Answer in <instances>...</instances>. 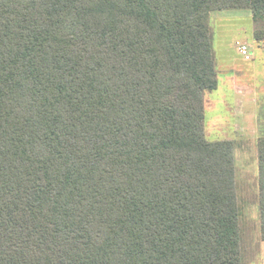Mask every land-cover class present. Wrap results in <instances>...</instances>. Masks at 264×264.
<instances>
[{
	"label": "trees",
	"instance_id": "16d2710c",
	"mask_svg": "<svg viewBox=\"0 0 264 264\" xmlns=\"http://www.w3.org/2000/svg\"><path fill=\"white\" fill-rule=\"evenodd\" d=\"M228 10L264 21V0H0V264H246L235 146L206 137Z\"/></svg>",
	"mask_w": 264,
	"mask_h": 264
},
{
	"label": "rangeland",
	"instance_id": "374dc122",
	"mask_svg": "<svg viewBox=\"0 0 264 264\" xmlns=\"http://www.w3.org/2000/svg\"><path fill=\"white\" fill-rule=\"evenodd\" d=\"M211 29L219 87L206 93V137L234 143L245 262L258 264L264 250L257 156L264 137V21L256 23L249 10H228L212 13ZM242 45L249 60L239 53Z\"/></svg>",
	"mask_w": 264,
	"mask_h": 264
},
{
	"label": "built area",
	"instance_id": "2783aa9c",
	"mask_svg": "<svg viewBox=\"0 0 264 264\" xmlns=\"http://www.w3.org/2000/svg\"><path fill=\"white\" fill-rule=\"evenodd\" d=\"M239 53L245 57L246 60L250 59V55H249V49L247 46L242 45L239 47Z\"/></svg>",
	"mask_w": 264,
	"mask_h": 264
},
{
	"label": "crops",
	"instance_id": "0c3cea01",
	"mask_svg": "<svg viewBox=\"0 0 264 264\" xmlns=\"http://www.w3.org/2000/svg\"><path fill=\"white\" fill-rule=\"evenodd\" d=\"M242 117H244L243 115H241V119ZM256 125V124H255ZM236 161V160H235ZM260 234V233H259ZM258 264H264V250L262 249L261 252V258H260V262Z\"/></svg>",
	"mask_w": 264,
	"mask_h": 264
}]
</instances>
